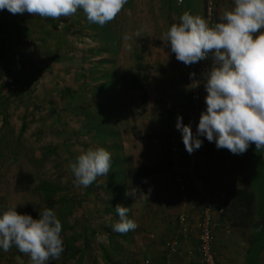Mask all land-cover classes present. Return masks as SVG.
<instances>
[{"label": "rangeland", "instance_id": "obj_1", "mask_svg": "<svg viewBox=\"0 0 264 264\" xmlns=\"http://www.w3.org/2000/svg\"><path fill=\"white\" fill-rule=\"evenodd\" d=\"M201 1L191 0V14L201 17ZM231 6L232 0H218L217 17ZM186 11L184 0L179 7L171 0H128L110 21L113 42L105 45L98 26L86 24L85 14L78 10L72 21L51 28L52 41L46 44L60 52L53 59L41 53L42 47L35 43L38 34H30L31 40L18 37L21 24L12 18L0 24L4 35H0V212L16 206L18 213L34 219L45 207L56 212L64 252L49 264H159L162 260L160 250L174 237L177 216L173 207H167L170 175L164 136L175 131L177 116L182 123L188 118L189 73L196 66L177 61L164 41L170 25ZM138 71L148 76L140 90L109 88L122 75ZM53 75L57 79L45 86L43 79ZM205 96L204 89L199 115ZM159 128L163 137H154ZM201 139L200 174L224 202L228 189L246 187L239 170L241 154L216 148L209 157L205 148L210 142ZM144 142L155 144L158 152L152 155V173L137 187L126 172L137 159L142 162L150 156L143 152ZM96 147L111 154V169L84 188L74 182L70 165ZM133 190L134 196L127 194ZM117 204L129 207L128 217L138 225L135 230L113 231ZM235 234V249L229 246L230 238L229 243L218 244V251L231 264H244L248 233L239 229ZM258 264H264V252Z\"/></svg>", "mask_w": 264, "mask_h": 264}, {"label": "clouds", "instance_id": "obj_2", "mask_svg": "<svg viewBox=\"0 0 264 264\" xmlns=\"http://www.w3.org/2000/svg\"><path fill=\"white\" fill-rule=\"evenodd\" d=\"M127 2L0 0V11L58 19L82 10L88 22L102 27ZM164 42L185 66L209 57L212 61L203 74L205 108L195 133L190 124L182 123V117L176 118L175 128L185 150L189 154L198 150L203 144L201 137L235 155L245 153L252 144L257 152L264 150V0H232V6L213 25L184 12L168 28ZM111 162V154L103 147L89 148L70 165L74 182L89 187L97 177L109 174ZM127 194L134 196L135 191ZM114 210L118 220L112 224L113 231L126 234L137 228V223L128 217L129 207L117 204ZM61 233V221L50 208L41 210L36 219L18 213L16 206L0 212V250L8 252L15 246L29 257L30 264H49L59 259L64 252Z\"/></svg>", "mask_w": 264, "mask_h": 264}, {"label": "built area", "instance_id": "obj_3", "mask_svg": "<svg viewBox=\"0 0 264 264\" xmlns=\"http://www.w3.org/2000/svg\"><path fill=\"white\" fill-rule=\"evenodd\" d=\"M174 6L179 7L182 0H174ZM218 0H204L203 17L213 25L218 22ZM211 57L198 62L193 70L194 77L189 76V104L190 112L186 125L190 124L193 133L199 120V104L204 89L203 74L211 67ZM164 145L168 153L169 167L172 172L173 185L178 194L188 200L192 194L199 199L201 213L196 223V250L190 251L189 256H197V264H231L232 260L222 257L218 251V244L228 242L232 237L233 229L224 216L223 209L216 206L214 195L208 190L199 172L203 155V147L189 154L175 131H170L165 136ZM177 231L186 237L189 234L191 220L188 215L181 214L177 217ZM165 260H169L179 252L177 240H169L165 246Z\"/></svg>", "mask_w": 264, "mask_h": 264}, {"label": "trees", "instance_id": "obj_4", "mask_svg": "<svg viewBox=\"0 0 264 264\" xmlns=\"http://www.w3.org/2000/svg\"><path fill=\"white\" fill-rule=\"evenodd\" d=\"M169 2L170 0H166V3ZM171 2L174 6V0H171ZM184 5L186 6V12H190L191 7H189V3L185 2V0ZM167 7L169 8L170 4ZM84 19L86 24H89L92 28L98 26V31L102 36L99 39L103 44L106 45L107 43L108 45V43L111 44L113 42L112 40H110L111 38L108 34V32H111V28H113L110 22L101 27L95 23L88 22L86 17ZM68 20L72 21V16L60 17L55 21L54 24L49 23L50 28L53 27L56 29L58 25L63 24L64 21ZM74 21L79 22L78 19ZM20 28H22L21 31L24 30L23 26H21ZM16 30L18 31V28ZM19 32L20 29L18 31V37L22 38L21 36H19ZM3 37L1 39H3ZM114 38L118 37L115 36ZM148 45L149 47H157L156 44ZM141 49L143 51H147L148 47L142 46ZM102 52L107 53L108 50L106 48H103ZM139 59H141V56H139L137 60ZM147 80V74L141 75V73L138 71V73H135V75L133 76L122 75L120 78H118V82L113 83L109 88L119 90L120 87H130L135 90H140ZM98 105L102 107L101 103H99ZM205 149L206 154L211 157L216 151V146L214 143H210V145ZM220 163H223V161H220ZM239 170L241 172V177L246 182V187L231 190L228 189L226 193L227 196H225L223 204L218 207H221L223 209L224 216L228 223H230V225L232 226L233 231L242 229L243 231H245V233H248L244 264H258V261L260 260L264 252V150L257 152L255 150V145H250L248 150L245 153L241 154ZM148 171V167H130L126 172V176L128 177L129 181L139 187V184L143 177L148 176ZM202 179L207 185V179L204 178V176H202Z\"/></svg>", "mask_w": 264, "mask_h": 264}, {"label": "crops", "instance_id": "obj_5", "mask_svg": "<svg viewBox=\"0 0 264 264\" xmlns=\"http://www.w3.org/2000/svg\"><path fill=\"white\" fill-rule=\"evenodd\" d=\"M185 2L189 3V7L193 8V2H191V0H185ZM198 4L200 5V3H198ZM203 6H204V0L201 1V8H203ZM201 12L203 13V9H201ZM9 13L10 12H8L6 9L0 11V24L3 25L7 19L9 20L10 18H12V20H14V22L16 21V22L20 23L21 26L24 27V30H22V31H21L22 28H18V30L20 29L19 36H21L22 38H27V39L31 40L32 34H38V36H36V37H38L39 40H36L35 43L37 45L39 44L42 47V49H43L41 52L42 54L47 53L49 55V57H52V59H53L54 56H56L57 54L60 53V52L58 53L57 49L54 48V46H52L51 43L46 44V43L52 41V38H49V36L51 35V30H52L50 28V24H54L57 19L42 18L39 16H35L34 14H29L27 12H25L23 14H16V15H14V14L9 15ZM201 17H203V15H201ZM21 19L23 22L21 21ZM2 31H3V28H2ZM55 78L57 79V75H53L49 79H43L44 85L49 87L53 83V80ZM59 80H60V82H62V80L60 78H59ZM69 81H72V80H69ZM66 83H67V81L64 84H66ZM40 84H42V81H40ZM66 86H69L71 88L72 85H66ZM188 96H189V90H188ZM49 98H50V96H48V99ZM188 102H189V100L187 101V103ZM189 112H190V109L188 110V115H189ZM186 121H187V119L184 120L183 124H186ZM175 123H176V121L173 122L174 128H175ZM149 126H151L150 123H149ZM174 130L182 142L180 132L177 129H174ZM157 132H158V134L155 135L154 137H157V136L163 137V131L160 130V128H159V130H157ZM166 135L167 134H165V136ZM165 136H164V141H165ZM154 146H155V144H153L152 142H144L143 143V152L146 155L148 154L150 156L146 159L144 157L142 162L138 161V159H137L134 163L133 168L148 167V169H149L148 175L152 173V169H151L152 155H153V153L158 152L157 150L154 149ZM166 152H167V150H166ZM164 160H166V168L168 170V174L170 175V179L168 180V187L166 185V189H165L168 192V200H169V204H170V206H167V207L168 208L173 207V212L177 214V216L175 217V220H174V222H175L174 223L175 224V235H174V237L175 238L172 237V238H170V240H177L178 241V243H179V254H176L175 256L171 257L169 260H165V254H166L165 248L164 249L161 248L160 253L162 256V260L159 261V264H197L196 254H195V256H189V253H190V251L196 250V247H197V241H196L197 231H196L195 226L199 220V214L201 213V205L199 203V199L193 194L188 200H185L183 197H181L178 194L176 188L173 185L172 172H171V169L169 167V161H168V153H166L164 155ZM207 187H208V190L214 195V198L216 200V206H221L223 203L222 199L217 197L214 194V190L210 185H208V182H207ZM160 189H163V188L160 187ZM163 195H165V194H163ZM162 207L165 208V204ZM181 214L188 215L190 220H191L190 231H189L188 236H186V237L180 235L178 233L177 227H176L177 217ZM235 231L236 230L233 231V234L231 237V243L228 242L230 248L232 246H234L235 244H238L237 243L238 240H237ZM234 249H235V246H234ZM163 250H164V253H163ZM0 264H30V259L26 254L19 252L18 249L15 246H13L8 252L3 251L0 253ZM152 264H155V263H152Z\"/></svg>", "mask_w": 264, "mask_h": 264}]
</instances>
